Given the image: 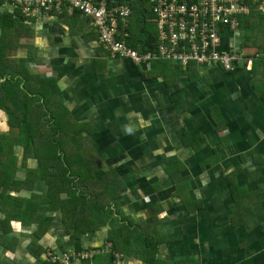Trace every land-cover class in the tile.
I'll use <instances>...</instances> for the list:
<instances>
[{
  "label": "crops",
  "instance_id": "0c3cea01",
  "mask_svg": "<svg viewBox=\"0 0 264 264\" xmlns=\"http://www.w3.org/2000/svg\"><path fill=\"white\" fill-rule=\"evenodd\" d=\"M107 1L130 6L137 46L145 30L159 46L151 0L145 26L136 0ZM220 35L224 52L256 51L243 30ZM58 156L72 182L49 200ZM20 183L23 211L0 201V264H264V200L245 210L264 191V56L234 72L148 66L111 56L68 7L0 3V190Z\"/></svg>",
  "mask_w": 264,
  "mask_h": 264
},
{
  "label": "built area",
  "instance_id": "2783aa9c",
  "mask_svg": "<svg viewBox=\"0 0 264 264\" xmlns=\"http://www.w3.org/2000/svg\"><path fill=\"white\" fill-rule=\"evenodd\" d=\"M261 2L262 0H251ZM159 35V46L153 53L140 54L120 39V27L127 26L132 9L128 5H111L107 0H0L18 8L24 15L59 13L63 7L87 17L98 34L100 44L116 58L136 63L156 60L177 62L184 67L191 63L217 65L225 72H234L250 59L240 52L221 50V28L238 30V16L247 14L245 0H151ZM257 57V55H255ZM94 252L72 256L48 253L50 262L68 264L74 257L92 258Z\"/></svg>",
  "mask_w": 264,
  "mask_h": 264
},
{
  "label": "trees",
  "instance_id": "16d2710c",
  "mask_svg": "<svg viewBox=\"0 0 264 264\" xmlns=\"http://www.w3.org/2000/svg\"><path fill=\"white\" fill-rule=\"evenodd\" d=\"M198 1L199 0H190L191 3H196ZM135 2H136V9L139 11V9L141 8L140 14H138V16L136 17H138V21L140 22V24L145 26L144 24H146V22L148 21V19L145 16V14L147 13L148 0H136ZM243 3L248 5L250 9L247 14H242L238 16V20L240 21L239 29L244 31L245 38H246L245 39L246 46L248 47L251 46L253 49L256 50V44H255L256 27L260 26V20L263 19L264 21V17L260 16L261 12L257 11V6L255 2H252L251 0H245V2ZM131 7H133L135 10V3L132 4ZM257 15L259 16L257 17ZM263 30H264V24H263ZM135 32H137V28L133 27L130 22L128 27H124V26L120 27V33H121L120 38H125L126 34H131L130 39L128 41L126 39L125 40L130 45V47H132L135 50H138L141 53H153L157 50V44H158L157 32H154L153 30L152 31L145 30V41L143 42V45H141L140 47L135 44L136 42V38L134 35ZM260 53L262 56H264V47L262 48L258 47V50H256L254 54H251L250 56H248L247 58L250 59V61L248 62H251L254 59H258V56L260 57ZM255 55H257V57H255ZM59 131L60 130L58 129V133ZM56 159H57L56 160L57 164L62 169H59L57 165L58 170L57 168L55 169L57 170L58 174L55 175L54 173V175H51L52 178H51L50 185H49L50 192L48 196L49 200L60 199V196L63 194L65 190L66 182L68 183L72 182L70 175H69V171L66 169L64 162L61 161V157L58 156V158ZM22 189H27V187L21 183L17 185L15 189H12V190L4 187L3 190H0V201L2 203L9 204V207H13L14 209L18 211H23L24 208L21 204L22 199L17 197V195L21 192ZM56 189L57 191L54 192ZM233 197H234L233 198L234 203L236 207H238V203L236 200L240 199V195L238 196L234 195ZM242 198H245V197L243 196ZM263 198H264V191H258L253 194L248 193V196H246V199L248 201V208H246V213L251 216L253 215L256 216L254 209L252 207V204L260 200H264ZM75 199L80 201L78 197H75ZM258 226H259V223H258Z\"/></svg>",
  "mask_w": 264,
  "mask_h": 264
},
{
  "label": "rangeland",
  "instance_id": "374dc122",
  "mask_svg": "<svg viewBox=\"0 0 264 264\" xmlns=\"http://www.w3.org/2000/svg\"><path fill=\"white\" fill-rule=\"evenodd\" d=\"M254 53V52H253ZM246 196H248V194H246ZM246 210V209H245ZM244 213V212H243ZM249 215V214H248Z\"/></svg>",
  "mask_w": 264,
  "mask_h": 264
}]
</instances>
